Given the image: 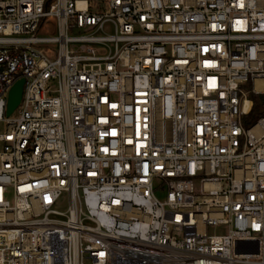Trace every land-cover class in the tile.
I'll list each match as a JSON object with an SVG mask.
<instances>
[{
    "label": "built area",
    "instance_id": "2783aa9c",
    "mask_svg": "<svg viewBox=\"0 0 264 264\" xmlns=\"http://www.w3.org/2000/svg\"><path fill=\"white\" fill-rule=\"evenodd\" d=\"M258 79L264 0H0V264H264Z\"/></svg>",
    "mask_w": 264,
    "mask_h": 264
},
{
    "label": "trees",
    "instance_id": "16d2710c",
    "mask_svg": "<svg viewBox=\"0 0 264 264\" xmlns=\"http://www.w3.org/2000/svg\"><path fill=\"white\" fill-rule=\"evenodd\" d=\"M264 115V93L251 92V105L243 116V125L250 126Z\"/></svg>",
    "mask_w": 264,
    "mask_h": 264
},
{
    "label": "water",
    "instance_id": "95a60500",
    "mask_svg": "<svg viewBox=\"0 0 264 264\" xmlns=\"http://www.w3.org/2000/svg\"><path fill=\"white\" fill-rule=\"evenodd\" d=\"M24 79H18L11 87L7 99L6 114L9 115L21 101Z\"/></svg>",
    "mask_w": 264,
    "mask_h": 264
},
{
    "label": "bare ground",
    "instance_id": "6f19581e",
    "mask_svg": "<svg viewBox=\"0 0 264 264\" xmlns=\"http://www.w3.org/2000/svg\"><path fill=\"white\" fill-rule=\"evenodd\" d=\"M260 84H264V79H258V80H257L256 89H258V86H259ZM247 104H248V103H247ZM110 203H111V202H107V203L105 204V206H104V207H106L108 210L111 209V207H110Z\"/></svg>",
    "mask_w": 264,
    "mask_h": 264
},
{
    "label": "rangeland",
    "instance_id": "374dc122",
    "mask_svg": "<svg viewBox=\"0 0 264 264\" xmlns=\"http://www.w3.org/2000/svg\"><path fill=\"white\" fill-rule=\"evenodd\" d=\"M5 128H6V123L4 121L0 120V131L5 130ZM60 205L63 206L64 202H62ZM213 230L214 229H211L210 231H213Z\"/></svg>",
    "mask_w": 264,
    "mask_h": 264
}]
</instances>
